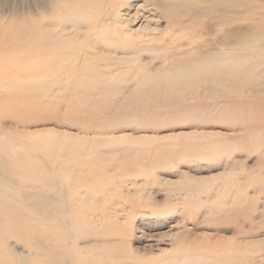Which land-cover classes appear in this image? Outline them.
<instances>
[{
  "label": "rangeland",
  "instance_id": "obj_1",
  "mask_svg": "<svg viewBox=\"0 0 264 264\" xmlns=\"http://www.w3.org/2000/svg\"><path fill=\"white\" fill-rule=\"evenodd\" d=\"M212 1L0 0V264H264V0Z\"/></svg>",
  "mask_w": 264,
  "mask_h": 264
},
{
  "label": "bare ground",
  "instance_id": "obj_2",
  "mask_svg": "<svg viewBox=\"0 0 264 264\" xmlns=\"http://www.w3.org/2000/svg\"><path fill=\"white\" fill-rule=\"evenodd\" d=\"M61 1L62 0H53V2H55V9L57 10V11H61V10H63L64 8H65V6L61 3ZM206 1V0H205ZM220 3H219V5H218V11H221L222 13H224L225 12V14H228V16H229V14L230 15H233V14H235V13H237L238 11H239V5H240V3H239V1L240 0H223V1H225L226 2V4H224V2L222 3V0L220 1V0H218ZM244 1V0H243ZM182 2V1H181ZM211 2H212V5H213V1L211 0ZM210 2V3H211ZM246 2V1H245ZM250 2V1H249ZM262 2V1H261ZM173 3V2H172ZM189 3V2H188ZM178 4H180L181 5V3H178ZM184 4V3H183ZM217 4V3H216ZM163 6H165L164 5V3L162 4ZM204 5H205V3H204ZM210 5V4H209ZM211 5V6H212ZM255 5V4H254ZM261 5V4H260ZM263 5V4H262ZM49 6V5H48ZM186 6H187V4H186ZM186 6H183V8H186ZM216 6V5H215ZM241 6H243V4L241 3ZM246 5H244V7H245ZM63 7V8H62ZM67 7V6H66ZM205 7V6H204ZM261 7V6H260ZM259 7V8H260ZM41 8L43 9V10H45V8H46V2L44 3V1L42 2V6H41ZM80 8V7H79ZM170 8V7H169ZM209 8V7H208ZM214 8V7H213ZM243 8V7H242ZM182 9V8H181ZM206 9V8H205ZM205 9H203V10H205ZM258 9V8H257ZM186 10V9H185ZM173 11V10H172ZM179 11V10H178ZM178 11H176V12H178ZM188 11V10H187ZM45 12V11H44ZM181 12V11H180ZM221 12H219V13H221ZM211 13V12H210ZM218 13V12H217ZM216 13V14H217ZM224 14V15H225ZM251 14V13H250ZM213 15H215V14H213ZM219 15V14H218ZM217 15V16H218ZM209 16V15H208ZM210 16H212V15H210ZM219 17V16H218ZM221 17V16H220ZM225 17V16H224ZM224 17H223V19H224ZM235 17V16H234ZM233 17V18H234ZM210 18V17H209ZM250 18V17H249ZM53 19V18H52ZM229 19V18H228ZM248 19V18H247ZM54 21V20H53ZM233 21V20H232ZM50 22V21H49ZM66 22H65V20L63 19V18H59V19H57L56 20V22H54V26L55 27H57L58 28V31L60 32V33H62L61 31H65L66 29V24H65ZM51 24V23H50ZM33 25H35V23L33 22ZM67 30H68V28H67ZM57 31V32H58ZM256 38V37H255ZM254 38V39H255ZM47 40V39H46ZM238 40V39H237ZM54 41V40H53ZM55 42V41H54ZM248 43V42H247ZM254 43V42H253ZM51 44V43H50ZM55 44V43H54ZM57 44V43H56ZM61 46V45H60ZM58 47V46H57ZM239 47V46H238ZM253 49V48H252ZM234 52V51H233ZM238 53V52H237ZM224 55V54H223ZM225 55H226V53H225ZM231 55V54H230ZM209 56V55H208ZM228 56V55H227ZM217 57H219V56H217ZM230 57V56H229ZM236 57V56H235ZM239 57V56H238ZM238 57H237V59H238ZM209 58H210V56H209ZM214 58V57H213ZM212 58V59H213ZM211 59V58H210ZM217 59V58H216ZM219 59V58H218ZM217 59V60H218ZM223 59V58H222ZM201 60V59H200ZM220 60V59H219ZM204 61H205V59H204ZM207 61L209 62V59L207 58ZM229 62L231 61V60H228ZM196 62V61H195ZM214 62H215V59H214ZM227 62V61H226ZM201 63V62H200ZM199 63V64H200ZM207 63V62H206ZM211 63H213V61L211 62ZM217 63V62H216ZM219 63H220V61H219ZM218 63V64H219ZM183 64V63H182ZM187 63H185V65H186ZM195 64V63H194ZM193 64V65H194ZM218 64H217V66H218ZM189 65V64H188ZM195 65H197V64H195ZM212 65V64H211ZM240 65V64H239ZM199 66V65H198ZM202 66V65H201ZM200 66V67H201ZM241 66V65H240ZM174 67V66H173ZM178 67H180V66H178ZM177 67V68H178ZM187 68H186V70L185 71H187V70H189L188 69V66H186ZM193 67V66H192ZM195 67V66H194ZM210 67V66H209ZM208 67V68H209ZM224 67V66H223ZM181 68H182V66H181ZM183 68H184V66H183ZM182 68V69H183ZM205 68V67H204ZM171 69H173L172 67H171ZM190 69H192V68H190ZM195 69V68H194ZM198 69V68H197ZM201 69H203V67H201ZM205 69H207V68H205ZM210 69V68H209ZM220 69H222V68H220ZM233 69V68H232ZM225 70H227L226 68H224V70L223 71H225ZM238 70V69H237ZM180 71V70H179ZM192 71V70H191ZM193 71H195V70H193ZM193 71H192V73H193ZM200 71V70H199ZM210 71H211V69H210ZM222 71V72H223ZM232 71V70H231ZM188 72H190V70L188 71ZM196 72H198V71H196ZM215 72V71H214ZM221 72V71H220ZM234 72H235V69H234ZM239 72V71H238ZM255 72H257V71H255ZM254 72V73H255ZM176 73V72H175ZM218 73V72H217ZM224 73V72H223ZM179 74V73H178ZM189 74V73H188ZM224 75V74H223ZM223 75H222V77H223ZM181 77H183V76H181ZM221 77V78H222ZM218 79H220L219 77H218ZM217 79V80H218ZM245 79V78H244ZM231 80V79H230ZM229 82V81H228ZM245 82V81H244ZM247 83V82H246ZM249 83V82H248ZM237 84V83H236ZM234 86V85H233Z\"/></svg>",
  "mask_w": 264,
  "mask_h": 264
}]
</instances>
